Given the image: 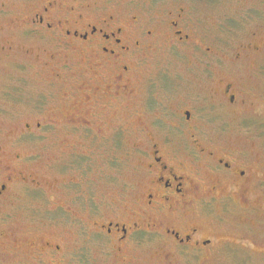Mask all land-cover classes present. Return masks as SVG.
Returning a JSON list of instances; mask_svg holds the SVG:
<instances>
[{"label":"flooded vegetation","instance_id":"af4514ba","mask_svg":"<svg viewBox=\"0 0 264 264\" xmlns=\"http://www.w3.org/2000/svg\"><path fill=\"white\" fill-rule=\"evenodd\" d=\"M217 2L26 0L23 12L9 20L15 29L0 28V64L23 59L14 64L36 69L58 91L54 110L42 117L49 124L26 123L21 136L31 139L48 126L60 133L59 117H66L70 130L62 128V144L72 149L59 147L61 158L66 152L87 157L93 151H81L85 142L102 156L122 143L124 134L136 135L132 180L119 186L106 182L103 189L120 197L115 208L105 201L97 203L92 196L75 201L65 194L72 181L67 184L60 176V164L51 166L56 174L53 183L40 178L48 162L40 161L39 168L32 169L36 156L17 154L6 159L0 147V210L15 208L19 187L26 191V199H32V192L43 193L51 184L54 194L47 195L48 211L74 213L76 233L82 235L69 241L54 232L36 242L25 239L23 248L12 238L13 262L91 264L93 247L110 256L114 252L116 264H128L126 250L147 241L158 242L166 258L171 251L211 254L218 233L205 227L204 215L228 206L225 202L250 209L252 197L264 196L261 157L250 156L239 146L205 142L199 135L212 127L207 102L234 116L248 106L253 91L246 92L240 74L244 71L251 82L256 74L249 60L264 57L262 26L226 50L221 32L229 24L204 12ZM258 2L264 9V0ZM248 10L244 15L249 22L261 18L251 12L254 7ZM240 14L227 21L238 26ZM224 52L235 53L231 64L221 55ZM162 53L168 59L160 60ZM210 68L222 76L212 78ZM198 78L207 80L206 91L216 85L211 99H197L198 87L190 91L186 81ZM46 103L40 101L37 111H48ZM70 133H77L78 140L70 141ZM172 133L184 134L188 140L175 141Z\"/></svg>","mask_w":264,"mask_h":264},{"label":"rangeland","instance_id":"374dc122","mask_svg":"<svg viewBox=\"0 0 264 264\" xmlns=\"http://www.w3.org/2000/svg\"><path fill=\"white\" fill-rule=\"evenodd\" d=\"M25 7H27L26 0H0V28H5L7 32L15 29L9 24V20L21 14ZM248 7H254L256 10L251 12L260 15L256 18H261L249 22V17L244 15L250 13ZM204 12L212 17L221 16L224 18V25L229 24L221 32L226 50L250 30L261 26L264 28V19H262L264 9L258 0H218L212 6H206ZM238 12L242 13L241 20L237 21L238 26L232 20L227 21L229 17L236 18L235 14ZM233 54L235 53L224 52L221 55L228 64H231ZM210 56L208 60H217ZM159 59H168V57L166 53H162ZM15 62H24V60L9 59L0 64V147L4 151V157L14 159L17 154L34 155L36 158L33 160L37 163L31 166L32 169L39 168L40 161L48 162L49 164L42 166V170L46 173L41 170L43 176L40 177L48 181H53L56 176L51 166L60 164V176L67 181V184L72 181L70 187H66L65 194L72 199L76 198L75 201H82L85 198L88 200L92 196L97 203L105 201L109 207L115 208L114 203L120 197L116 192L109 195L103 192V189L106 182L119 186L125 181L127 185L132 180L137 164L133 155V147L136 145L135 133L124 134L122 143H118L119 145L112 150H107L102 156L94 153L93 148H88L89 142H85L86 145H82L81 151H93L86 155L87 157L66 152L61 158L59 147H64L65 151L72 149L62 144L65 140L64 133H61L62 128L65 131L70 130L66 117L61 115L59 117L60 133L48 126L36 132L31 139L26 135L21 136L20 129L26 123L49 124L42 117H47L46 114L54 110L58 91L54 90L56 86L47 85L36 69L22 67L14 64ZM249 62L254 64L252 67L255 69L256 77L248 82L249 79L244 75V71L240 74V82L248 87L246 92L253 91L248 94V106L234 116L230 111L207 102L209 119L213 121L210 123L212 127L200 132L199 135L205 142H224L230 146H239L244 152L251 153L250 156L255 154L256 158L261 157L264 160V57L251 59ZM217 70L210 68L209 71L210 76L216 80L222 76ZM199 72L200 70H197V73ZM206 81L199 78L186 81L191 92H195L198 87L194 95L199 100L211 99L217 92L216 85H212V88L206 91L204 89ZM202 88L204 92L200 91ZM42 100L48 102L46 103L48 111L45 113L37 111V105ZM70 135L72 136L70 141L78 140L75 137L78 136L77 133ZM171 136L175 141L188 140L180 133H172ZM50 186L51 184L43 193L32 192V199H26L24 193L26 191L19 187L20 192L17 191L14 201L15 208L0 210V264H28V262L24 263V259L12 261V257L15 256V251L9 249L12 238L18 239L19 246L23 248L25 239L36 242L50 237L54 232L69 241L82 237L76 233L79 225L77 220L72 219L74 213L48 211L47 195L54 194ZM225 204L228 206L223 209L221 207L210 209L204 215L207 221L204 223L205 227L208 230L214 229L218 233L219 242L211 254L191 250L177 254L171 251L172 256L166 258V253L158 242L147 241L142 245L130 246L126 250L128 264H264V196L252 197L250 209L236 207L233 203L225 202ZM79 207L81 208L80 205ZM83 241L84 239H81L79 242L83 244ZM91 258L94 260L91 264L117 263V255L114 252L110 256L108 251L98 249L95 251L93 247L90 249Z\"/></svg>","mask_w":264,"mask_h":264}]
</instances>
